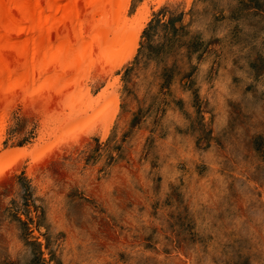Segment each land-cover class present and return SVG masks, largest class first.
<instances>
[{"label":"rangeland","instance_id":"obj_1","mask_svg":"<svg viewBox=\"0 0 264 264\" xmlns=\"http://www.w3.org/2000/svg\"><path fill=\"white\" fill-rule=\"evenodd\" d=\"M152 1L131 59L6 106L0 154L52 151L0 176V264H264V0Z\"/></svg>","mask_w":264,"mask_h":264},{"label":"bare ground","instance_id":"obj_2","mask_svg":"<svg viewBox=\"0 0 264 264\" xmlns=\"http://www.w3.org/2000/svg\"><path fill=\"white\" fill-rule=\"evenodd\" d=\"M128 3L129 0H0V132L6 106L16 98L34 104L40 101L46 108L53 102L50 92L64 100L68 86L86 78L92 69L114 68L133 57L143 25L133 28L125 20ZM152 3L159 6L162 0ZM84 95L85 105L91 108L96 100L93 102L87 92ZM49 150L52 151L48 145L42 151L22 149L0 154V176L15 159L31 154L41 161Z\"/></svg>","mask_w":264,"mask_h":264}]
</instances>
